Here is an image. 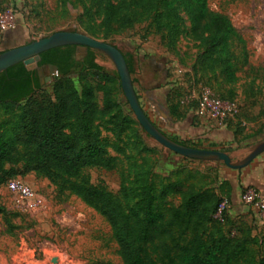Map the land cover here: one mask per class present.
<instances>
[{"label": "rangeland", "instance_id": "1", "mask_svg": "<svg viewBox=\"0 0 264 264\" xmlns=\"http://www.w3.org/2000/svg\"><path fill=\"white\" fill-rule=\"evenodd\" d=\"M120 1L114 0L115 4ZM209 6L230 17L246 41L249 61L264 67V0H209ZM104 11L105 0H0V54L55 32L84 33L114 45L132 61L131 80L140 105L171 140L198 142L201 149L231 147L227 153L235 163L246 160L264 142V73L253 81V74L239 72L235 85L202 74L198 56L203 48L191 36V23L182 9L175 31L162 30L153 14L119 33L103 25ZM87 52L76 46V60L82 61ZM93 52L98 64L118 76L115 97L123 116L117 122L129 116L136 123L126 122L122 132H114L110 131L118 129L114 119L95 122L92 134L100 133L108 155L117 157L119 166L87 168L92 183L106 185L133 206L139 193L135 191L144 183L161 189L189 177L198 188L217 193L220 231L228 237L240 230L243 236L250 234L249 260L260 263L264 256V152L247 167L234 170L223 162L184 157L162 146L136 119L112 60ZM38 63L32 58L25 66L38 70L43 89L52 93L58 70L52 72L50 65ZM73 79L81 90L78 76ZM22 114L0 105V132L21 122ZM76 125L70 123L67 130ZM165 200L169 206L181 204L174 195ZM0 205L8 212L0 214V264H123L105 218L41 175L18 176L2 185Z\"/></svg>", "mask_w": 264, "mask_h": 264}, {"label": "trees", "instance_id": "2", "mask_svg": "<svg viewBox=\"0 0 264 264\" xmlns=\"http://www.w3.org/2000/svg\"><path fill=\"white\" fill-rule=\"evenodd\" d=\"M126 2L105 0L103 25L108 31L119 33L153 14L162 30L175 31L182 9L191 23V36L203 48L198 56L202 74L235 85L239 72L253 74V81L264 73V67L249 61L246 41L230 17L212 10L209 0H133L125 8ZM87 50L82 61L75 58L76 45L41 54L38 65L58 68L52 93L43 89L37 70L27 69L24 63L0 73V105L23 113L21 122L0 132V187L35 173L61 192L80 198L110 224L123 264H257L249 260L251 235L243 236L241 230L233 237L224 235L217 216V193L198 188L189 177L161 189L144 183L135 191L139 193L133 206L106 185L92 183L87 168L113 170L119 166V159L108 155L100 133L92 134L95 122L114 119L119 130L110 131L122 132L126 122L136 121L125 116L122 123L117 122L123 116L115 97L118 76L97 63L92 49ZM125 58L132 74L133 63ZM70 123L77 124L74 130H67ZM182 144L202 147L191 140ZM221 150L229 152L231 147ZM122 193L126 195V188ZM169 195L179 197L181 204L169 206L165 200ZM0 214H8L2 205ZM258 264H264V256Z\"/></svg>", "mask_w": 264, "mask_h": 264}, {"label": "water", "instance_id": "3", "mask_svg": "<svg viewBox=\"0 0 264 264\" xmlns=\"http://www.w3.org/2000/svg\"><path fill=\"white\" fill-rule=\"evenodd\" d=\"M66 45H76L85 50L92 49L108 56L114 63L121 79L124 95L134 112L136 119L142 128L152 136L159 144L184 157L194 159L217 160L223 162L227 167L237 170L247 167L260 153L264 152V142L257 145L250 155L241 163H235L229 153L215 149H201L177 143L165 136L147 117L140 105L138 97L133 87L131 74L128 69L124 54L114 45L95 39L89 35L76 31H59L48 37L34 40L27 44L12 48L0 54V73L8 70L12 66L24 63L35 58L40 61L42 53ZM52 72L58 68L50 65ZM32 70L34 67H27Z\"/></svg>", "mask_w": 264, "mask_h": 264}, {"label": "built area", "instance_id": "4", "mask_svg": "<svg viewBox=\"0 0 264 264\" xmlns=\"http://www.w3.org/2000/svg\"><path fill=\"white\" fill-rule=\"evenodd\" d=\"M11 187H12V188H15V183H13V184L11 185Z\"/></svg>", "mask_w": 264, "mask_h": 264}, {"label": "flooded vegetation", "instance_id": "5", "mask_svg": "<svg viewBox=\"0 0 264 264\" xmlns=\"http://www.w3.org/2000/svg\"><path fill=\"white\" fill-rule=\"evenodd\" d=\"M38 71V70H37ZM38 76H39V71H38Z\"/></svg>", "mask_w": 264, "mask_h": 264}]
</instances>
